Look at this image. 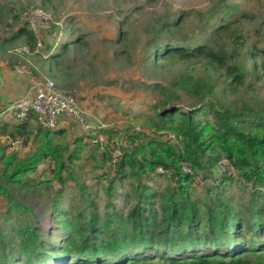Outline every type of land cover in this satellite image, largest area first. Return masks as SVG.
Wrapping results in <instances>:
<instances>
[{"label": "trees", "instance_id": "1", "mask_svg": "<svg viewBox=\"0 0 264 264\" xmlns=\"http://www.w3.org/2000/svg\"><path fill=\"white\" fill-rule=\"evenodd\" d=\"M232 9L200 15L204 33L221 16L202 39L175 41L176 20L161 27L165 40L147 60L182 64L184 73L150 111L134 113L121 128H77L71 148L54 141L71 123L46 130L32 115L14 119L10 103L0 107V135L31 147L20 155L0 142V264H264V98L257 90L264 47L239 34L251 18L232 17ZM16 20L0 40V60L37 77L25 58L6 52L23 42L35 53L34 34L25 24L15 28ZM57 34L53 26L39 33L43 50ZM256 36L261 42L264 24ZM64 52L48 54L53 81ZM176 89L195 101L180 106ZM218 94L231 97L222 102ZM86 152L87 170L77 165ZM19 194L41 201L49 228L39 227Z\"/></svg>", "mask_w": 264, "mask_h": 264}, {"label": "rangeland", "instance_id": "2", "mask_svg": "<svg viewBox=\"0 0 264 264\" xmlns=\"http://www.w3.org/2000/svg\"><path fill=\"white\" fill-rule=\"evenodd\" d=\"M44 1L0 0V40L10 37L12 29L7 25L12 23L14 16L17 20L13 25L17 28L23 24L25 11L34 8L44 11L49 17V28L53 26L58 34L49 38L50 50H43L42 45L39 48L36 44L35 53L23 58L37 77L50 78L48 67L53 61L48 54L63 53L64 44L68 43L67 52L59 59L61 72L57 76L60 79L54 81L60 88L76 93L87 112L102 120L107 127L121 128L126 121L133 119L134 113L150 111V105L161 100L163 89H170L175 77L184 73L182 64L171 66L168 61H162L154 67L147 60L153 46L165 40L166 34L159 33L163 25L176 20V25L171 28L175 41L202 39L218 26L221 16L212 23L210 21L207 33H204V26H199L200 15L206 16L214 7L222 12L225 6H232V17L246 15L251 18H244L238 26L239 34L248 35L251 42L264 47V36L261 42L256 36V31L264 24V0ZM23 48L27 49L23 42H18L7 47L6 52L13 56L14 50ZM257 90L264 98V78L257 84ZM174 91L181 97L177 103L180 106L195 101L180 89ZM227 97L231 96L217 95L222 102L227 101ZM127 111L131 112L130 116H126ZM70 123L73 126L66 137L54 138V141L72 148L73 139L81 134L77 131L78 126ZM30 148H20L18 153L24 155ZM87 155L86 152L77 162L85 170L92 163ZM45 167H40L39 171ZM18 197L33 207L39 227L51 226L49 216L43 215L39 199L27 194Z\"/></svg>", "mask_w": 264, "mask_h": 264}, {"label": "built area", "instance_id": "3", "mask_svg": "<svg viewBox=\"0 0 264 264\" xmlns=\"http://www.w3.org/2000/svg\"><path fill=\"white\" fill-rule=\"evenodd\" d=\"M23 24L26 25L35 38L37 47H41L39 33L49 28V17L41 9H30L22 16ZM13 54L24 56L28 54L27 49H17ZM14 72L28 77L23 94L12 101L6 111L16 120L22 121L30 115L34 116L35 122L46 130H53L61 127L66 122L72 121L85 133L93 134L96 130L107 128V125L100 119L90 115L82 105L76 93L58 87L52 79L34 77L30 74L25 65H16ZM103 140L99 138V142ZM0 142L7 144V151L19 149V140H8L0 135ZM120 157V150H114L112 163L115 165ZM223 164H226L223 162ZM186 172L189 169L183 167ZM232 172V168L228 169ZM199 184H202L198 181Z\"/></svg>", "mask_w": 264, "mask_h": 264}, {"label": "crops", "instance_id": "4", "mask_svg": "<svg viewBox=\"0 0 264 264\" xmlns=\"http://www.w3.org/2000/svg\"><path fill=\"white\" fill-rule=\"evenodd\" d=\"M0 69V107L19 98L26 87L27 76L9 70L4 63Z\"/></svg>", "mask_w": 264, "mask_h": 264}]
</instances>
